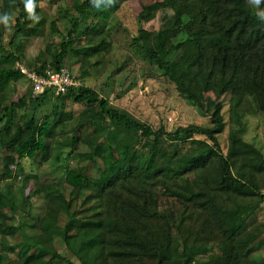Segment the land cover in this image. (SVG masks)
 I'll return each mask as SVG.
<instances>
[{
  "label": "trees",
  "instance_id": "trees-1",
  "mask_svg": "<svg viewBox=\"0 0 264 264\" xmlns=\"http://www.w3.org/2000/svg\"><path fill=\"white\" fill-rule=\"evenodd\" d=\"M129 1L59 6L49 26L60 40L54 50L46 46L49 62L28 68L44 74L61 69L70 55L81 62L101 55L110 47V15ZM136 1L137 52L188 105L209 115V126L154 129L80 87L32 97L15 65L25 57L22 41L47 27L42 0H35V23L24 0H0V14L13 18L10 28L0 25V264H10V255L14 264H264L253 255L264 233L255 217L264 203V156L243 139L247 117L264 118V21L256 15L264 0L259 8L250 0ZM160 10L170 11L168 25L158 32L144 28ZM22 79L25 94L8 99ZM47 97L54 102L39 119L33 104ZM67 101L81 110L67 111ZM226 127L224 152L219 136ZM103 129L109 136L97 140ZM55 145L78 162L64 167L70 199L22 166L27 159L42 165ZM83 192L81 206L91 205L81 212L76 201ZM32 197L41 202L39 216L31 215Z\"/></svg>",
  "mask_w": 264,
  "mask_h": 264
},
{
  "label": "rangeland",
  "instance_id": "rangeland-1",
  "mask_svg": "<svg viewBox=\"0 0 264 264\" xmlns=\"http://www.w3.org/2000/svg\"><path fill=\"white\" fill-rule=\"evenodd\" d=\"M74 1L56 0V2L51 3L48 0H42L40 8L46 18L47 27L42 31L40 37L22 41L25 57L22 63L20 62L21 64L29 67L32 63L40 64L43 59H47L49 62L50 56L47 53L46 46L50 45L54 50L61 36V33L55 32L49 26V23L56 17L59 6L65 8L70 5L72 7ZM138 12L139 4L136 0L126 2L116 8L109 18L110 32L107 37L110 44L109 49L97 57L82 62L70 55L66 58L62 68L69 70L80 88L89 89L94 97L106 98L111 107L149 124L154 129L163 126L166 130H172L178 126L190 124L209 126V115L201 114L188 105L183 96L175 90L174 84L157 73L150 63L137 52L136 47L133 45V39L136 38L137 31L141 28L136 20ZM169 16L170 11L160 10L154 20L142 26L158 32L162 27L168 25ZM7 37H4V41L8 40ZM163 37L166 38V36ZM100 57L101 62L94 65L93 62L100 59ZM118 67H121L119 72H117ZM84 71L88 73V76L83 80L80 74ZM26 89H28V84L22 79L11 86L7 98L15 101L25 94ZM206 96L209 99L212 98L211 94ZM44 101L40 106L33 104L34 108L37 107L35 114L39 119L50 112L51 102H54V99L52 101V98L47 97ZM65 104L67 111L77 113L81 110V106L74 105L69 101ZM207 105L209 110L212 109L210 101L207 102ZM227 106V104H224L223 108V117L226 122L228 121ZM31 114L32 112L29 113V115ZM246 125V132L243 135L244 141L253 145L264 156V118L259 115L248 116ZM227 134L228 127L219 136L220 147L224 152L227 145ZM107 136H109L108 130L103 129L96 136V139L100 140ZM118 136L117 141H121L124 137L121 134ZM22 166L24 172L38 174L42 181L53 185L56 193L63 194L65 199H70L71 190L64 184V167L66 169L68 167L76 168L78 162L68 155V149L55 145L51 158L42 165L39 166L35 161L27 159L22 161ZM17 174L21 173L18 172ZM20 177H17L15 181L16 187L22 181ZM30 188L31 186L27 188L28 191ZM261 192L264 193V188ZM86 195V192H83L80 196L78 195L76 201L78 211L82 212L90 207L91 204L81 206L83 203L82 198ZM31 201L33 206L31 215L39 216L41 202L38 201V197H32ZM16 211L21 214V208ZM21 217L25 218V215H21ZM255 217L258 223H264V203L255 213ZM0 241L5 242V238L1 237ZM7 242L11 243L10 240H7ZM253 249L254 258L264 262V233L254 242ZM203 252L205 254L206 250L203 249ZM205 259L206 255H202L201 262H204ZM10 260V264H14L12 255H10Z\"/></svg>",
  "mask_w": 264,
  "mask_h": 264
},
{
  "label": "built area",
  "instance_id": "built-area-1",
  "mask_svg": "<svg viewBox=\"0 0 264 264\" xmlns=\"http://www.w3.org/2000/svg\"><path fill=\"white\" fill-rule=\"evenodd\" d=\"M15 69L26 78L31 86L32 96L36 97L46 90H51L54 96L64 93L69 87H79L66 68L59 70H47L44 74H37L25 67L20 62H17Z\"/></svg>",
  "mask_w": 264,
  "mask_h": 264
},
{
  "label": "clouds",
  "instance_id": "clouds-1",
  "mask_svg": "<svg viewBox=\"0 0 264 264\" xmlns=\"http://www.w3.org/2000/svg\"><path fill=\"white\" fill-rule=\"evenodd\" d=\"M91 3L95 5V0H91ZM250 3L257 8L262 3V0H250ZM98 7V5H95ZM35 0H24V10L27 13V19L35 22H39V16L36 15L35 12ZM257 17L261 20L264 21V10H260L256 13ZM13 21V18L10 14L8 13H2L0 14V25H3L5 28H10V23Z\"/></svg>",
  "mask_w": 264,
  "mask_h": 264
}]
</instances>
